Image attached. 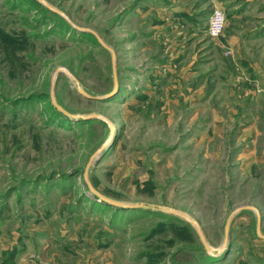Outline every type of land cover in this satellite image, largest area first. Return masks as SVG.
<instances>
[{"label":"rangeland","instance_id":"374dc122","mask_svg":"<svg viewBox=\"0 0 264 264\" xmlns=\"http://www.w3.org/2000/svg\"><path fill=\"white\" fill-rule=\"evenodd\" d=\"M43 1L0 0V264H264V0ZM92 154L94 190L160 209L96 200Z\"/></svg>","mask_w":264,"mask_h":264},{"label":"water","instance_id":"95a60500","mask_svg":"<svg viewBox=\"0 0 264 264\" xmlns=\"http://www.w3.org/2000/svg\"><path fill=\"white\" fill-rule=\"evenodd\" d=\"M37 2H39L41 5H43L45 8L53 11L54 13H57L58 15H61V12L53 9V8H50L43 0H36ZM79 30H83V31H87L89 33H91L93 35V37L95 38L96 42L98 45H100L103 49L107 50L109 53H110V67H111V80H112V88L110 91H108L107 93H105L104 95H101V96H95V95H89L87 94L86 92H84L77 84L75 86V90L77 93H79L80 95H82L83 97L85 98H88V99H93V100H104L106 98H108L109 96H111L115 90H116V77H115V69H114V55H113V52L112 50L103 43V41L98 37V35L96 33H94L93 31L89 30V29H86V28H79V27H75ZM60 71V68H56L54 70V76L51 78V88L53 86V82L55 80V75L56 73H58ZM49 96V103L50 105L56 110L58 111L59 113H61L63 116L65 117H68V118H72V119H89V118H96V119H99V120H103V118L98 115V114H94V113H91L89 115H79V114H71L69 112H67L65 109H63L60 105H58L52 95V92H49L48 94ZM106 123H108L107 121H105ZM109 127H111L109 125ZM101 147H99L98 149H100ZM93 158V154L91 156L88 157L85 165H84V168H83V171H82V178H83V181L85 182V185L88 189V191L95 197L96 200H98L99 202L101 203H104L106 205H110V206H113L115 208H122V209H127V208H147V207H151V208H158L160 209V207L158 206H147V205H144V204H140V203H134V204H125V203H121V202H117V201H113V200H110V199H107L105 198L104 196H102L101 194H99L96 190L93 189V187L91 186V184L88 182L87 178H86V175H87V169H88V166L91 162ZM239 209H251L250 206H242V207H239ZM163 210L169 212V213H173V214H176L177 212L171 208H168V207H165L163 208ZM181 217L191 223L194 227H195V230H196V234H197V237L199 238L203 248L205 250H214V251H219V249H213L211 247H209L204 239V237L202 236L200 230H199V227L197 225V223L188 218L187 216H184V215H181ZM256 217V221H255V236L260 238V239H264V235L260 234L259 232V216L258 214L256 213L255 215ZM228 221V219H227ZM226 232H227V223L225 224L224 226V236L226 235Z\"/></svg>","mask_w":264,"mask_h":264},{"label":"built area","instance_id":"2783aa9c","mask_svg":"<svg viewBox=\"0 0 264 264\" xmlns=\"http://www.w3.org/2000/svg\"><path fill=\"white\" fill-rule=\"evenodd\" d=\"M225 16L221 9L213 8L207 19L206 33L210 38H217L222 34Z\"/></svg>","mask_w":264,"mask_h":264},{"label":"trees","instance_id":"16d2710c","mask_svg":"<svg viewBox=\"0 0 264 264\" xmlns=\"http://www.w3.org/2000/svg\"><path fill=\"white\" fill-rule=\"evenodd\" d=\"M33 1H35V0H33ZM51 106V105H50ZM52 107V106H51ZM53 108V107H52ZM54 109V108H53ZM55 110V109H54ZM56 111V110H55ZM57 113H59L58 111H56ZM59 114H61V113H59ZM62 115V114H61Z\"/></svg>","mask_w":264,"mask_h":264},{"label":"bare ground","instance_id":"6f19581e","mask_svg":"<svg viewBox=\"0 0 264 264\" xmlns=\"http://www.w3.org/2000/svg\"><path fill=\"white\" fill-rule=\"evenodd\" d=\"M62 70V69H61ZM179 214V213H178ZM210 251H212V250H210Z\"/></svg>","mask_w":264,"mask_h":264}]
</instances>
